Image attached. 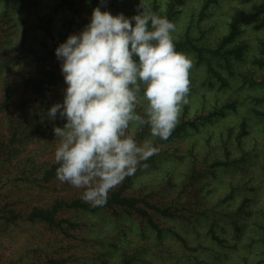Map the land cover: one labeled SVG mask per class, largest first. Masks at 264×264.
Masks as SVG:
<instances>
[{
  "label": "rangeland",
  "instance_id": "obj_1",
  "mask_svg": "<svg viewBox=\"0 0 264 264\" xmlns=\"http://www.w3.org/2000/svg\"><path fill=\"white\" fill-rule=\"evenodd\" d=\"M142 3L152 9V0ZM140 4L77 0L89 21L98 5L131 17ZM173 10L174 41L190 36L208 50L203 60L181 51L192 63L188 103L167 139L153 137L147 124L131 129L155 151L108 193L130 177L123 194L149 202L139 206L154 226L136 211L85 202L82 189L56 175L45 179L56 164L54 126L66 123L59 114L48 119L47 110L67 86L45 25L58 30L66 13L60 0H0V264H123L128 257L132 264H264V0H183ZM234 23L243 57L228 64L210 50ZM44 62L60 78L41 101L33 85ZM75 199L89 208H63L55 225L28 217Z\"/></svg>",
  "mask_w": 264,
  "mask_h": 264
},
{
  "label": "clouds",
  "instance_id": "obj_2",
  "mask_svg": "<svg viewBox=\"0 0 264 264\" xmlns=\"http://www.w3.org/2000/svg\"><path fill=\"white\" fill-rule=\"evenodd\" d=\"M139 7L128 17L98 5L55 49L67 85L62 102L47 110L48 119L66 120L53 129L56 176L93 206L155 151L131 129L147 124L153 137L167 139L188 103L192 63L176 49V24L142 0Z\"/></svg>",
  "mask_w": 264,
  "mask_h": 264
},
{
  "label": "trees",
  "instance_id": "obj_3",
  "mask_svg": "<svg viewBox=\"0 0 264 264\" xmlns=\"http://www.w3.org/2000/svg\"><path fill=\"white\" fill-rule=\"evenodd\" d=\"M7 5L11 4L13 0H3ZM183 0H152L151 7L152 9H148L149 12L157 13L162 16H166L168 19L171 20V18L174 15V7L177 4L182 3ZM60 6L64 7V12L66 13L65 21L61 25V27L58 30L53 31L50 27L51 22L47 21V24L45 25V29L50 35L51 44L53 45H59L61 42H64L67 37L75 33L76 28L78 26H85L89 20L87 18H81L82 14L81 11L77 5V0H60ZM110 9V8H108ZM111 10V9H110ZM143 11V9H142ZM126 15V14H125ZM127 16V15H126ZM134 23V22H133ZM238 31L237 25L234 23L232 27V31L230 34L224 36L221 38L219 46L216 49H212V53L215 55L223 57L228 64H230V59L237 58L238 60H241L243 57V49L242 43H235V35ZM176 45V49L178 51H182L185 48H191L195 50L197 53V56L199 59H204V54L208 50L206 46H199L193 43V40L190 36H187L185 40H177L174 41ZM232 43L228 48L226 47L227 44ZM45 48H47L48 52L52 53V50L48 48V44L45 45ZM232 56V57H231ZM259 63H263L262 59L258 60ZM43 78L37 80L34 82L33 89L34 92L37 94V97L41 101H45L47 98L48 91L56 85V83L59 81V74L56 70V67L51 65L50 63L44 62V68H43ZM211 71L212 68H211ZM216 75L219 76L217 72H215ZM222 81H225L222 77H219ZM252 79V78H251ZM249 79V80H251ZM253 81V80H251ZM260 113V112H259ZM243 129L241 134H247L248 130L246 128V123H243ZM58 167V164H54L51 166L50 169H48L45 173V179H51L53 176L56 175V169ZM130 184V177L127 178L123 186L112 192L110 196H107L106 202L110 206H118L121 209L124 210H133L136 211L139 216L147 219V221L156 226V224L153 222V219L151 218L149 212L145 210L144 208L139 206V203L143 202L147 205H150L148 201H146L143 198L138 197H128L124 196V191L126 188L129 187ZM63 208H89L87 203L82 202L80 199H75L70 202L66 201H57L50 209H41V208H35L30 214L29 219L32 221L36 220H42L50 225H55L58 223L57 220V214L60 210ZM157 211L164 215H168L169 212L167 208H160L158 206H153ZM11 218L14 220L18 217V214L14 212L13 210H10ZM214 238L219 239L216 234H213ZM123 264H132V258H125L123 261Z\"/></svg>",
  "mask_w": 264,
  "mask_h": 264
}]
</instances>
